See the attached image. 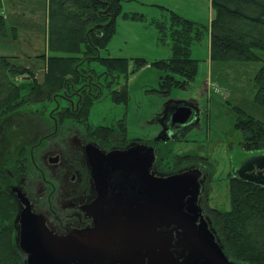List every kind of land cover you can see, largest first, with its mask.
Segmentation results:
<instances>
[{
    "label": "rangeland",
    "instance_id": "rangeland-1",
    "mask_svg": "<svg viewBox=\"0 0 264 264\" xmlns=\"http://www.w3.org/2000/svg\"><path fill=\"white\" fill-rule=\"evenodd\" d=\"M46 3V0H6L1 9L7 26H14L18 34L17 40L7 42L9 47L4 52L16 57L12 62L19 71L31 69L40 82L46 59L37 57L51 54ZM121 4L115 33L100 55L125 59L128 67L124 75L109 73L97 60L89 62L86 58L80 66L83 74L80 85L72 86L73 91L51 102L26 105L0 120V142L9 158L7 188L17 207L13 220L6 223L13 226L14 243L20 248L22 204L16 190L28 197L35 212L52 217V223L56 219L55 210L58 216L70 219L79 211L67 208L68 202L83 203L94 197L92 180L87 181L82 169L87 168L91 175L86 157L88 144L99 141L97 144L106 152L150 145L159 152L157 175L170 176L191 168L203 171L200 208L228 257L236 262L221 236L214 213L232 208V174L253 155L243 148V133L236 129L237 121L246 115L264 123V104L257 96L256 79L263 62L213 57L212 25L217 10L212 0H121ZM174 15L195 27L194 41L183 48L190 52L197 70L185 89L170 87L167 82L168 76L184 82L182 75L160 67L162 62L177 58L173 27L178 28L179 23ZM259 55L264 60V53ZM17 81L26 96L33 81H25L22 76ZM84 90L91 92L95 100L89 119L92 128L110 126L119 132L118 125L123 123L125 140L120 136L90 137L79 123L67 120L62 124L60 111L78 108L83 103ZM123 90L126 103H115L113 92ZM179 107H190L193 117L190 122L175 126L172 116ZM57 156L59 163L49 162ZM81 173L86 177L82 183ZM73 174L77 175L76 183L71 180ZM82 220L80 224L76 219L75 224L86 227L89 219L83 215ZM23 256V264H27L24 253Z\"/></svg>",
    "mask_w": 264,
    "mask_h": 264
},
{
    "label": "trees",
    "instance_id": "trees-1",
    "mask_svg": "<svg viewBox=\"0 0 264 264\" xmlns=\"http://www.w3.org/2000/svg\"><path fill=\"white\" fill-rule=\"evenodd\" d=\"M217 16L212 25V55L216 59H240L262 61L263 67L257 79V96L264 104V0H212ZM0 39L10 33L1 12ZM122 10L121 0H50L49 1V56L43 81H38L35 72L12 62L13 57L0 56V120L20 108L33 103L54 101L57 97L79 86L83 61L97 60L107 67L109 73L118 77L127 72L125 59L104 58L100 51L107 47L115 33V22ZM178 24L173 27L177 42V58L162 62L163 70L180 74L184 82L168 76L170 87L185 89L187 81L196 74V63L184 46L194 41L195 27L174 15ZM235 24H237L235 26ZM175 31V32H174ZM12 32V30H11ZM62 53L64 55H59ZM184 58V59H182ZM32 80L27 95H22L19 77ZM118 79V78H117ZM73 86V88H72ZM79 107L62 109L59 118L83 125L90 137H114L124 139L126 130L119 124V132L109 127L92 128L89 124L91 109L95 104L91 92L84 90ZM73 93V92H71ZM115 103H126V91L113 92ZM236 129L243 133V148L252 154L264 153V123L243 115ZM9 158L0 142V264H23L24 256L14 243L11 222L16 214V202L7 188L10 177L7 165ZM231 204L229 211L215 210L214 219L222 238L233 258L241 264H264V186L239 178L230 180ZM226 252V251H225ZM227 254V253H226Z\"/></svg>",
    "mask_w": 264,
    "mask_h": 264
},
{
    "label": "water",
    "instance_id": "water-1",
    "mask_svg": "<svg viewBox=\"0 0 264 264\" xmlns=\"http://www.w3.org/2000/svg\"><path fill=\"white\" fill-rule=\"evenodd\" d=\"M192 117L184 107L174 119L186 124ZM88 158L98 191L82 207L91 227L57 235L16 190L24 205L19 247L27 264H241L228 257L198 204L199 169L156 177L154 149L144 145L107 154L89 145ZM240 178L264 186V155L251 159Z\"/></svg>",
    "mask_w": 264,
    "mask_h": 264
},
{
    "label": "flooded vegetation",
    "instance_id": "flooded-vegetation-1",
    "mask_svg": "<svg viewBox=\"0 0 264 264\" xmlns=\"http://www.w3.org/2000/svg\"><path fill=\"white\" fill-rule=\"evenodd\" d=\"M181 108H184V107H179L178 109H176V111L174 112V114H173V116H172V121H173V119H174V117H175V115H176V113H177V111L179 110V109H181ZM186 108V107H185ZM190 108V107H189ZM175 120V119H174ZM174 125L175 126H179V123H175L174 122ZM119 126V125H118ZM105 127H108V126H105ZM109 128H113V127H110L109 126ZM124 140H125V137H124ZM97 142H99V141H95V143H91V144H88L87 145V147H86V157H87V162H88V164H89V167H91V175H90V171H88V169L86 168H82L83 170H85V176L87 175V181H89V179L91 178V180H92V189H94V191H93V198L91 199V200H89V201H87V202H83V203H81V202H79L78 200L77 201H70V202H68V207L67 208H74L75 210H78L79 211V213H76V214H73V215H71L70 217V219L69 218H62V217H60V216H58V212L55 210L54 212H56L57 214H55V217L54 218H56L55 219V221H54V223H52V220H51V218L52 217H48V216H45L44 214H42V213H37V212H35L34 211V208H33V205H32V202H30L31 203V205H32V211H33V213H35V214H38V215H43L44 217H45V219H46V225L48 226V228L53 232V233H55V234H57V235H60V236H63V235H67V234H69L71 231H73V230H75V229H84V228H88V227H91V226H93L94 225V221H93V218H91V217H89V216H87V214H86V212L83 210V206L84 205H88V204H91V203H93L96 199H97V197H98V191H97V186H96V182H95V179H94V172H93V166L91 165V163H90V161H89V158H88V147H89V145H94L95 147H97L98 149H100L101 151H103L104 153H109V152H111V151H114V150H125V149H128V148H130V147H127V148H119V149H113V150H110V151H108V152H106V151H104L103 149H102V147L101 146H99L98 144H97ZM135 146V145H134ZM146 146H148V147H151V148H153L154 149V152H155V162H154V164H153V166H152V168H151V173L154 175V176H156V177H162L163 175H157L156 174V169H155V166H156V164H157V161H158V157H159V152L158 151H156V149L154 148V147H152V146H150V145H146ZM131 147H133V146H131ZM157 153V154H156ZM259 154V153H258ZM258 154H255V155H258ZM255 155L253 154L252 156H250L244 163H241L237 168H235V171H234V173L232 174V177L233 178H239V179H241L240 178V171L243 169V168H246L247 166H248V163H249V161L251 160V159H253L254 157H255ZM58 158H59V161H60V157L59 156H57ZM51 159L52 158H50L49 159V162L50 163H52L51 162ZM59 161L58 162H56V163H59ZM56 163H52V164H56ZM191 169H199V168H191ZM190 170V169H189ZM200 171H201V178H200V182L202 181V177H203V171L201 170V169H199ZM188 171V170H187ZM256 173H258L259 171L256 169V171H255ZM181 173H183V172H181ZM252 173H254V172H252ZM177 174H179V173H177ZM174 175V174H173ZM81 183H82V181L84 182V180L86 179V177H83V174L81 173ZM71 180L74 182V183H76L77 182V175H75V174H73L72 176H71ZM54 188V187H53ZM55 189V188H54ZM202 190H203V184H202V182H201V193H200V196H199V202H198V204H199V206H200V200H201V196H202ZM206 201H208V203H209V201H210V199H209V196H208V198H206ZM21 202V201H20ZM207 203V204H208ZM21 204H22V202H21ZM209 205V204H208ZM50 206H53V204H51ZM24 209V205L22 204V208H21V212H22V210ZM203 211V210H202ZM21 212H20V214H21ZM81 213H83V215L85 216V218H87V219H89V221H88V224L86 225V227H82V226H78L77 224H75V221H76V219H79V223H80V221H83L82 220V217H83V215L81 214ZM204 214V213H203ZM205 216V215H204ZM66 219V220H65ZM67 219H69V220H67ZM81 224V223H80ZM19 225H20V221H19ZM211 228V227H210Z\"/></svg>",
    "mask_w": 264,
    "mask_h": 264
},
{
    "label": "crops",
    "instance_id": "crops-1",
    "mask_svg": "<svg viewBox=\"0 0 264 264\" xmlns=\"http://www.w3.org/2000/svg\"><path fill=\"white\" fill-rule=\"evenodd\" d=\"M4 1H6V0H2V8H3V5H4ZM8 1H12V0H8ZM43 1H45V0H43ZM47 1V9H48V11H49V1L50 0H46ZM13 28H14V26H9V29H10V33H11V30H13ZM14 31V33H15V35L13 34V36L9 33V35H8V37L5 39V41H0V56H6V57H13V58H16V57H14V56H12V55H7L6 54V52H4V50L3 49H5V47H9V46H6V44H8L7 42L9 41V40H17L18 39V34L16 35V31L17 30H13ZM48 55V54H47ZM50 55V54H49ZM48 55V56H49ZM37 58H40V59H43V61H44V57H42V56H40V57H37ZM44 70V75H45V71H46V68L45 69H43ZM191 109V108H190Z\"/></svg>",
    "mask_w": 264,
    "mask_h": 264
}]
</instances>
